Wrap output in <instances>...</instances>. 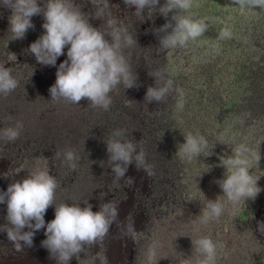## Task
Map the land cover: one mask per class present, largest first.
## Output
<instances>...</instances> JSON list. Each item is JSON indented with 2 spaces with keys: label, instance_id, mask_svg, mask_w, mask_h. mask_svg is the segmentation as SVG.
<instances>
[{
  "label": "rangeland",
  "instance_id": "rangeland-1",
  "mask_svg": "<svg viewBox=\"0 0 264 264\" xmlns=\"http://www.w3.org/2000/svg\"><path fill=\"white\" fill-rule=\"evenodd\" d=\"M206 1L209 0H193V7L187 12L174 14L221 27L207 30L204 38L189 41L184 47L164 50L154 29L171 20L172 13L165 18L158 9L149 12L146 8L138 17L136 9L125 5L124 0H109L112 15L137 41L125 49V55L138 79L137 86L126 89L120 84L110 93L113 102L108 110L93 107L87 99L79 104L63 99L53 102L49 89L56 82L59 64L67 59V47L55 67L38 63L28 49L45 33L43 15L32 17L35 28L29 29L25 38L11 40L12 12L0 8V63L11 68L19 81L15 91L7 96L0 94V131L18 122L23 124L15 141L0 140V191H7L11 183L22 182L39 167L48 170L60 185L57 205L80 203L85 207L83 201L88 200L95 212L103 203L118 204L119 224L125 229L133 224L136 237L134 240L122 236L121 228L114 222L104 242L109 264H150L152 251L154 264H179L183 256L192 255V240L201 236L224 243L226 255H221L217 264H264V233L258 230L264 222V112L256 115L250 104L242 103L246 89L240 87L259 68L241 71L234 78L239 86L229 88L233 78L222 80L218 71L222 66L217 65V60L208 63L212 57L219 58L225 44H231V37L221 38V32L234 29L239 32L237 43L242 38L245 45L244 57L264 66V22L258 21L264 8H241L234 0H210L213 3L206 12L213 10L214 3L221 6L213 17L198 7ZM38 3L43 7L44 0ZM73 3L89 16L94 27L106 26L107 17H95L91 0ZM164 3L160 0V6ZM159 70L165 73L163 80L155 76ZM167 79L183 89L182 111L176 109L175 93L164 102L145 100L149 87L161 86ZM202 104H211L214 109ZM116 129L125 130L128 138L136 142L143 140L153 176L137 169L133 162L125 177L115 180L106 140ZM189 133L208 140L207 149L191 162L176 154ZM221 134L223 144L217 141ZM240 145L250 150L246 154L250 172L259 178L257 186L262 191L255 200L241 202L238 208L228 205L218 220L205 221L209 201L219 199L227 204L217 183L226 179L227 169L222 166L221 157H233L234 148ZM69 149L80 157L75 170L63 158ZM57 152L61 153L60 158H55ZM6 217L7 204H0V227L8 224ZM54 218L55 205L48 208L45 221ZM194 225L198 231H194ZM45 230L36 232L33 247L20 252L9 241L7 232L0 231V264H57L41 244L46 239ZM99 251V245L90 249L89 264H99L94 259ZM80 258L88 256L81 253ZM69 264L79 261L73 257Z\"/></svg>",
  "mask_w": 264,
  "mask_h": 264
},
{
  "label": "clouds",
  "instance_id": "clouds-1",
  "mask_svg": "<svg viewBox=\"0 0 264 264\" xmlns=\"http://www.w3.org/2000/svg\"><path fill=\"white\" fill-rule=\"evenodd\" d=\"M234 2L241 8H264V0ZM91 3L96 9L97 19L107 17L105 27H94L89 22V16L73 0H44L43 7L38 0H0V8L10 9L12 12L9 17L11 40L25 38L28 30L35 28L32 17L43 15L45 22L42 27L45 33L28 49L38 63L55 67L67 47V59L59 64L56 82L49 89L53 102L63 99L79 104L82 99H87L93 107L108 110L113 102L110 93L118 85L123 84L126 89L137 86V74L132 69L129 57L125 55V49L137 41L124 24L112 15L109 0H91ZM124 3L129 8L134 7L138 17L143 16L146 8L149 12L158 9L165 18L170 13L173 14L171 20L154 29L160 47L164 50L184 47L189 41L203 36L208 29V23L203 19L174 14L187 12L193 7V0H165L163 6H160V0H124ZM109 36L111 40L107 39ZM230 36L228 30L221 32V38ZM155 76L163 80L165 73L159 70ZM18 86L19 81L13 76L12 69L5 67V63H0V94L7 96ZM172 93L176 94L177 111H182L185 104L184 92L183 89L174 87L172 79H167L161 86L149 87L145 100L164 102ZM22 129V122H18L14 127L0 131V140L15 141ZM185 139L186 143L180 144L176 153L182 160L191 162L208 147V140L203 135L189 133ZM217 141L223 144V134L217 137ZM106 144L117 182L125 177L133 162L137 169H143L149 177L155 174L153 165L148 163L143 140L136 142L128 138L125 130L116 129L106 140ZM249 151L246 146L240 145L234 148L233 157H221L222 166L227 169L226 179L218 180L217 183L225 193L227 204L219 199L209 201L204 212L205 221L218 220L228 205L238 208L241 202L255 200L262 191L257 186L259 178L250 172V159L246 155ZM60 156L59 152L55 154V158ZM63 158L71 169L77 168L80 157L74 150L65 151ZM29 173V177L22 182L11 183L7 191H0V204H7L8 221L7 225L0 227V231L7 232L16 251L33 247L36 232L46 229V239L41 244L57 264H69L73 257L79 264H89L90 249L96 245H99L100 251L94 259L99 264H109L104 242L114 222L121 228L122 236L135 240L133 224L127 225L125 229L118 222V204L112 201L103 203L100 210L95 212L88 200L83 201L85 207H81L80 203H73L71 206L68 203L57 205L56 191L60 185L56 178L48 170L39 167ZM130 179L125 183L128 184ZM53 205L55 218L46 222V212ZM26 228L29 230L25 231ZM198 230L194 225V231ZM258 230L264 233V222L259 224ZM192 244V255L187 258L183 256L179 264H217L218 258L226 255L224 243L214 241L210 236H201L192 240ZM81 253H85L88 258L81 259ZM154 256L155 251H152L149 256L150 264H154Z\"/></svg>",
  "mask_w": 264,
  "mask_h": 264
},
{
  "label": "trees",
  "instance_id": "trees-1",
  "mask_svg": "<svg viewBox=\"0 0 264 264\" xmlns=\"http://www.w3.org/2000/svg\"><path fill=\"white\" fill-rule=\"evenodd\" d=\"M216 1L221 2V0H216ZM212 3L213 1L209 0L203 4H199L198 7L200 8V11L203 14L208 13V14H212L213 17H216V14L219 13L218 11L219 8H221L220 3H214L215 7L213 8V10L210 12H206ZM258 21L262 23L264 22V13L261 14V17L259 18ZM220 27H221L220 24L217 26V28L215 25L209 26L208 24L207 30L212 31L213 29L215 30ZM229 32L231 33L230 36L231 44L230 45L225 44L224 48L218 53L219 58L222 59L212 57L208 63L217 60V65L222 66L220 69L218 67V71L220 72V75L217 74V76L219 75L222 80L233 78V81H231L228 84L229 88H235L236 86H239L237 81L234 80V78L235 77L237 78V75L241 71L243 70L255 71V69L259 68L257 71L252 73V76L249 79L245 80L246 84L240 83V87H245L246 89L245 100L241 99L242 103L247 105L250 104V108L252 112L257 115L259 113L264 112V66L262 65V67H259L261 65L259 62H255L244 57L246 56L245 54L246 50L242 38H240L241 42L237 43L239 32L234 29L233 31H229ZM204 35L199 38H204ZM210 67H213V64H211ZM199 71H200V67L196 70L195 73L198 74ZM202 106L208 109H214L213 105L211 104H202ZM201 113L205 114L204 111Z\"/></svg>",
  "mask_w": 264,
  "mask_h": 264
}]
</instances>
